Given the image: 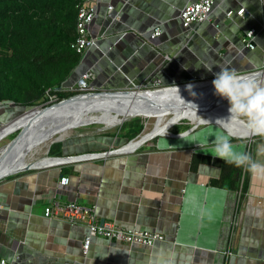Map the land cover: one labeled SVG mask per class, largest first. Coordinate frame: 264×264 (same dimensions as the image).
Returning <instances> with one entry per match:
<instances>
[{"label": "crops", "instance_id": "1", "mask_svg": "<svg viewBox=\"0 0 264 264\" xmlns=\"http://www.w3.org/2000/svg\"><path fill=\"white\" fill-rule=\"evenodd\" d=\"M190 2L97 0L90 27L96 45L64 85L74 86L88 71L93 72L90 84L96 90H123L150 80L169 86L211 79L220 66L242 74L264 68V0H217L210 20L187 30L180 13ZM108 6L114 8L111 14ZM242 9L243 17H227ZM156 27L162 34L150 40ZM250 30L256 31L254 50L243 42ZM16 116L1 109L0 126ZM218 134L205 129L202 136L195 131L183 138L161 136L134 152L1 180L0 258L13 264H225L222 252L239 198L242 222L235 255L226 264H264V172H248L244 189L247 170L215 154ZM101 135L70 133L55 143L62 144L56 158L107 152L125 142ZM230 142L234 151L264 163V154L257 155L264 138L230 137ZM223 173H230L226 180ZM63 176L70 178L66 187L60 185ZM56 202L94 208L101 223L160 233L165 240L142 247L98 237L85 255V224L45 216V209Z\"/></svg>", "mask_w": 264, "mask_h": 264}, {"label": "trees", "instance_id": "2", "mask_svg": "<svg viewBox=\"0 0 264 264\" xmlns=\"http://www.w3.org/2000/svg\"><path fill=\"white\" fill-rule=\"evenodd\" d=\"M81 3L82 0H0V110L15 109L17 118L25 111L48 106V94L58 96V102L76 95L60 89L82 58L72 47L77 39ZM145 123L135 118L123 124L121 138L115 134L100 137L124 140L125 145L143 133ZM185 123L190 124L187 120L178 124ZM61 147L54 144L49 156L60 157ZM228 175L223 173V179ZM248 179L246 171L244 189Z\"/></svg>", "mask_w": 264, "mask_h": 264}, {"label": "bare ground", "instance_id": "3", "mask_svg": "<svg viewBox=\"0 0 264 264\" xmlns=\"http://www.w3.org/2000/svg\"><path fill=\"white\" fill-rule=\"evenodd\" d=\"M264 79V74L260 75ZM195 93V94H194ZM180 95L185 99L196 101V105L182 107ZM220 97V96H219ZM215 100V89L213 84L204 83L196 89H168L162 92L140 93L136 96H120L119 98H96L89 102H84L86 108L80 115L70 118L69 109L65 106L57 111L38 113L40 109H33L23 115L7 122L0 127V142L16 131L22 130L15 148L3 160L6 150H0V175L6 171L9 161L18 165L32 164L45 166L51 161L39 158L41 150H47L48 145L60 137L64 140L70 131L78 128L100 124L110 130L121 125L122 121L135 117H142L145 112H149L151 117H157V123L153 131L132 146L127 147L126 151L134 150L142 140H146L155 134L166 135L171 133V129L176 123L183 120L190 121L193 125L204 126L205 123H217L223 126L224 132L233 137L248 138L253 135L240 121L227 122L229 117V103L220 97ZM177 102V105L175 104ZM99 108L100 112H94ZM18 120V121H17ZM14 121H17L13 123ZM199 126V127H200ZM43 147V148H42ZM35 151V153H34ZM2 155V156H1ZM37 155V157H36ZM3 160V161H2Z\"/></svg>", "mask_w": 264, "mask_h": 264}, {"label": "built area", "instance_id": "4", "mask_svg": "<svg viewBox=\"0 0 264 264\" xmlns=\"http://www.w3.org/2000/svg\"><path fill=\"white\" fill-rule=\"evenodd\" d=\"M217 0H193L187 4L180 13V18L185 29L189 30L196 24H203L210 20ZM97 0H82L78 10L77 21V39L73 44L75 52L83 56L88 50L96 45L95 38L90 35V27L93 24L97 16ZM114 10L113 6H108L109 14ZM245 9L239 12L230 11L227 13V17H232L237 14L244 16ZM162 30L160 27H156L150 35V40H154L161 36ZM256 31L250 30L246 32L243 37V42L246 47L254 50V37ZM93 78V72L88 71L82 75L78 82L72 87L62 86L61 92H69L76 94H85L96 91L90 84ZM165 87L158 80H150L149 82L140 85V90L151 91L162 89ZM59 101L58 96L48 94V103L51 105ZM142 135V134H141ZM144 136V135H143ZM138 139V137L136 138ZM135 139V140H136ZM139 149V148H137ZM134 149L132 152L136 151ZM102 158L96 154L89 153L81 155V159L94 160ZM70 184V178L63 176L60 179V185L66 187ZM239 197V195H238ZM45 216L49 219L58 218L66 221L72 225L85 224L88 228V234L84 240L83 253L86 255L92 244L94 238H103L109 241H115L119 243H125L130 246H142L153 247L157 242H162L165 237L160 233L149 232L146 230H140L136 228H125L115 223H101L96 215L94 208L86 207L76 202H69L61 204L59 202L54 203L52 206L45 209ZM242 215L239 205V198L235 201V205L232 209V216L230 219L229 230L227 235L226 247L222 252L225 258V264L231 257L235 255L234 246L237 240L238 231L241 226ZM0 264H13L6 259L0 258Z\"/></svg>", "mask_w": 264, "mask_h": 264}, {"label": "clouds", "instance_id": "5", "mask_svg": "<svg viewBox=\"0 0 264 264\" xmlns=\"http://www.w3.org/2000/svg\"><path fill=\"white\" fill-rule=\"evenodd\" d=\"M205 66L212 70V67ZM212 84L215 94L229 103L230 115L226 121H240L251 135L264 138V79L260 78V73L242 74L234 67L220 66ZM188 88L191 89L192 85L189 84ZM214 143L215 154L226 163L245 168L253 174L264 172V163L254 159L250 153L236 152L232 149L230 136L226 132L218 134ZM224 149H228V153ZM261 154H264V145L257 148V155Z\"/></svg>", "mask_w": 264, "mask_h": 264}, {"label": "water", "instance_id": "6", "mask_svg": "<svg viewBox=\"0 0 264 264\" xmlns=\"http://www.w3.org/2000/svg\"><path fill=\"white\" fill-rule=\"evenodd\" d=\"M254 72H258V73H260V75H262V74H264V68L261 69V70L254 71ZM248 73H250V72H248ZM245 74H247V73H245ZM213 79L214 78L202 79V80H193V81L182 83V84H174V85L165 86L162 89L151 90V91H145V90L142 91V90H140V86H138V85L137 86L133 85L132 87L126 88V89H123V90H96V91L91 92V93L76 94L74 96H71L69 98H66V99L62 100L61 102H57V103L51 104V105L46 106V107H36L34 109H40V110H38V113H46V112H50V111H53V110L57 111V112H60V110L62 108H64L65 106H71V108L69 109L70 118H71L74 115H80V114L83 113V110L86 107L84 105H82V103L89 102V100L93 101V100H95L96 98H99V97L100 98H117V97L119 98L120 96H124V95L125 96H129V95L136 96V95H138L140 93L162 92V91H165V90H168V89H177V88H181V89H185L186 90V88H188L189 84L192 85V88H191V90H192V89H196V87H199V85H203L204 83H207V84L211 83L212 84ZM180 97H181L180 98L181 99L180 100V104H181L182 107L193 106V104L196 105V101L187 100V99L184 98V96H181V95H180ZM219 98L220 97L215 94L214 104L216 103V100H218ZM175 104L177 105V102H175ZM11 106H13V104H11ZM100 111L101 110H99V108L94 109V112H100ZM23 114L24 113H22L21 115H23ZM20 118L21 117H19V119ZM130 120L131 119L122 121V123H121V125H119V127H121L124 123H126V122H128ZM17 121H14L13 123H15ZM205 124L214 125V126H216L218 128H221L222 130H224L223 126H221L220 124L214 123V122L205 123ZM4 125H6V123ZM178 125L179 124L176 123L175 126L172 129L174 130L175 127L178 126ZM199 126H200V124L193 125L191 128L187 129L186 131H184L182 133H173V132H171V133H168L166 135L155 134V135L151 136L150 138L146 139L145 141L142 140V142L139 145H137L135 149L140 148L143 145H145L148 141H151V140H153L155 138H158V137H161V136H167V137H172V138H183V137H185V136H187L189 134H192L194 131L197 130V128ZM103 130H106L105 126L103 128H100V131H103ZM22 132L23 131L21 130L18 133V135L9 144H7L3 149H1V150H6V154L3 155V160H5L7 157L10 156L8 154L15 148L16 143L18 142L19 136H21ZM5 136L6 135H3L1 138H4ZM229 136L231 138H233V139H241V140L250 139V137L242 138V137H233L231 135H229ZM143 137L144 136L140 135L138 137V139H136V140L134 139V140L130 141L129 143H127V144H125V145H123V146H121V147H119L117 149L110 150V151H107V152H94L93 154H96V155L104 158V157H108V156H112V155L124 154V153L132 152L133 149L130 150V151H126L124 149H126L129 146H132V144H135V143L139 142ZM252 137H255V136H252ZM1 138H0V140H1ZM59 142H63V140H61L60 137L58 139L52 141L47 147V157L44 158V159L50 160L51 162L49 164H47L45 166H42V165L38 166V165H32V164H23V165L16 164L15 165V163H13L12 161H9L8 165H6V167H5V168H7L6 171L0 175V181L5 179V178H7V177L14 176V175H17V174H20V173H23V172H27V171H30V170L44 169V168H47V167H50V166H54V165H62V164H66V163H69V162H77L79 160H83V159H81V156L67 157V158L50 157L48 154L50 152L51 147L55 143H59ZM1 159H2V157L0 158V160Z\"/></svg>", "mask_w": 264, "mask_h": 264}, {"label": "rangeland", "instance_id": "7", "mask_svg": "<svg viewBox=\"0 0 264 264\" xmlns=\"http://www.w3.org/2000/svg\"><path fill=\"white\" fill-rule=\"evenodd\" d=\"M13 111H15V109H12ZM26 112V111H25ZM23 112V113H25ZM142 117H136V118H141V119H144L146 121L145 123V128H144V131L142 133V136L153 131V129L155 128V125L157 123V117H151L150 116V113L149 112H145L143 113L142 115H140ZM135 119V118H133ZM131 119V120H133ZM130 120V121H131ZM188 121V120H187ZM129 122V121H128ZM190 124H182V125H179L177 128H175L174 130L172 129L171 132L174 133V131H177V130H180V131H186L187 129L191 128L193 126V124L188 121ZM242 123V122H241ZM243 124V123H242ZM4 124H1L0 127H2ZM244 125V124H243ZM123 126V125H122ZM122 126L121 127H116V128H113V129H110V130H103V131H100V128H103L104 126L103 125H100V124H92V125H88V126H84V127H81V128H78L76 130H73V131H70V133L72 132H90V133H95L97 135L99 134H106V133H112V134H115L117 135L118 138H121V129H122ZM153 128V129H152ZM205 129L207 130H216L219 134L221 132H224L221 128H218L214 125H204V126H200L197 128V130L195 131V134H198L200 136H202L203 134H205ZM21 130L19 131H16L15 133H12L10 136H8L7 138H5L3 141L0 142V150L3 149L7 144H9L17 135L18 133L20 132ZM119 135L121 137H119ZM123 135V134H122ZM254 137H251L250 139H245V140H251L253 139ZM43 148V147H42ZM35 153V151H34ZM2 156V155H1ZM37 156V155H36ZM40 157L39 158H46L47 157V150L42 149L41 150V154L39 155Z\"/></svg>", "mask_w": 264, "mask_h": 264}]
</instances>
